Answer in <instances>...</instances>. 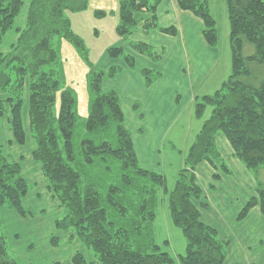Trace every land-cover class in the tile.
I'll list each match as a JSON object with an SVG mask.
<instances>
[{
    "label": "trees",
    "instance_id": "trees-1",
    "mask_svg": "<svg viewBox=\"0 0 264 264\" xmlns=\"http://www.w3.org/2000/svg\"><path fill=\"white\" fill-rule=\"evenodd\" d=\"M177 1L182 11L203 22L206 43L217 46V21L208 0ZM161 2L119 0L118 35L127 39L138 32L149 34L157 30L175 36V28L158 26ZM87 4L88 0H30L26 26L15 28L25 1L0 0V44L10 31L17 35L10 51L0 52V95L6 96L0 101V117L5 116L8 105L14 142L24 146L23 109L29 108L30 131L36 143L32 157L41 165L48 191L65 211V216L55 222L56 232L73 229L94 257L88 263L77 253L73 264H225L229 243L202 221V212L208 211L210 205L198 184L196 168L206 162L214 171L230 174L216 146V136L221 133L235 157L256 178L255 196L236 221H243L255 207L264 215V187L259 182V172L264 169V81L259 86L243 81L252 75L251 65H264V0H226L231 74L217 92L195 98L194 115L201 128L171 192L162 173L140 166L120 97L101 87L103 77H115L121 67H111L108 74L92 68L90 116L84 123L85 136L75 140L76 100L73 91L63 87L61 74L55 69L59 56L53 40L66 39L87 54L66 14L84 11ZM246 44L255 47V53L249 57L243 56ZM126 49L152 61L161 58L164 51L133 41L128 42L127 48L107 51L111 59L123 57L122 62L131 70L135 68V58ZM141 75L147 88L161 77L149 69L142 70ZM58 94L59 112L55 114ZM134 107L139 110L138 104ZM208 109L211 115L205 119ZM218 178L216 174L214 180ZM160 192L168 196L172 223L181 229L187 242L185 255L178 259L146 241L145 232L151 235L156 220ZM28 193L21 162L9 161L0 145V208L7 206L27 218L30 214L23 203ZM50 243L58 247L59 237L52 236ZM0 264H17L10 257L1 232Z\"/></svg>",
    "mask_w": 264,
    "mask_h": 264
},
{
    "label": "crops",
    "instance_id": "crops-1",
    "mask_svg": "<svg viewBox=\"0 0 264 264\" xmlns=\"http://www.w3.org/2000/svg\"><path fill=\"white\" fill-rule=\"evenodd\" d=\"M157 17L160 28H175L177 34L171 36L157 30L149 34L138 32L131 37L132 40L156 49H163L164 51L168 49L173 54L179 53L181 59L175 60L173 58L166 66L165 64L159 66L157 69L161 77L151 88L146 87L139 70L136 77H138L140 91H124L119 97L126 118V127L133 137L139 163L145 164L148 171L161 173L162 148H164L170 132H179V128L186 126L188 119L195 118L194 105L197 96L212 94L211 92L208 93L211 87H203L217 70L221 55L217 46L212 47L206 43L203 37V22L191 13L182 11L177 0H162L157 10ZM132 56L135 58V64L137 61H143L149 67L150 62H152L144 56L134 53ZM144 69L148 68L144 67ZM123 72L128 75L127 77H131V69L128 67ZM224 82L225 79L216 83L212 91L217 92ZM219 85H221L220 88ZM135 104H138L139 110L135 109ZM9 109L11 110L10 107ZM10 110L7 112L6 108L5 116L0 117V134L6 136L4 155L9 161L21 162L22 164L23 176L29 184V193L24 201L29 203L31 197L33 199L39 198V194L47 198V194L44 193L49 192L48 182L42 173L41 165L32 157L36 143L30 131L29 108L26 106L23 109L26 144L34 145L28 154L21 150L26 144L19 146L14 142L9 123ZM180 137L182 136L180 135ZM216 146L226 162L230 174L216 172L206 162L197 166L198 184L203 189L205 198L210 205L208 211L202 212V221L215 228L222 241L229 243L225 264H264V215L259 207L253 208L243 221H236L238 214L249 199L255 196L256 178L235 157L232 148L221 133L216 136ZM216 174L219 178L214 180ZM226 183L229 185L222 189V185ZM37 184L41 187L40 189L36 188L34 191L30 189L31 185ZM210 191L213 193H209ZM209 198L214 201L211 202ZM235 200L236 204L234 205L232 201ZM35 203L39 208L40 206L43 207L40 202L36 201ZM56 203L58 204L54 206L58 210L60 209L61 217L59 219H61L65 215V211L58 201ZM26 211L28 210L26 209ZM15 214L20 217L16 212ZM30 217L32 216L30 215ZM20 218L25 221L28 220L26 227L32 231L39 229V233L45 232L42 229V226L45 227L42 225L43 219L32 222L29 217ZM55 221L50 222L47 230L49 232L51 227L53 231L48 240V249L50 250L46 248L51 254H55V250L63 247V242L66 243V240L61 238L58 247L51 246V237L57 233ZM58 234L61 237V232ZM42 237L45 239V235ZM72 259L73 256L71 255L66 262H60L73 264Z\"/></svg>",
    "mask_w": 264,
    "mask_h": 264
},
{
    "label": "rangeland",
    "instance_id": "rangeland-1",
    "mask_svg": "<svg viewBox=\"0 0 264 264\" xmlns=\"http://www.w3.org/2000/svg\"><path fill=\"white\" fill-rule=\"evenodd\" d=\"M24 1L25 6L19 17L16 19L15 28L26 26V16L30 0ZM208 2L211 13L217 21V33L219 37L217 49L221 55V59L217 70L203 88L211 87L208 90V93L211 92L214 94L212 91L215 87L214 85L224 79L226 81L231 74L232 53L226 0H208ZM100 12L103 13V15H99L98 13ZM118 13L119 0H88L87 8L84 11L66 13L70 19L73 33L83 42L87 52L86 55L72 42L66 39L56 37L53 40V47L59 56V63L55 66V69L61 74L63 87L72 90L76 100L75 113L77 116V128L75 140L85 136L84 123L90 116L92 105L91 85L93 80V67L94 71L96 68L97 71H102L107 74L111 67H121L122 71L117 73L115 77H109L106 75L101 82L103 91H114L120 96L124 91H140L137 81L138 77H136L139 70L141 73V69H144L145 67L159 73V70L157 69L159 66L163 64L166 66L173 58L175 60L181 59L179 53L173 54L172 51L167 49L163 51L161 58L155 61L151 60L152 62H150L149 67L143 61H137L135 68L131 70V77H127L128 75H125L123 72V70L126 69V66L122 62L123 57L119 60H114L107 54L109 49L127 48L128 42L133 41L131 37L126 39L121 38L118 35ZM16 39L17 35L15 31L7 33L0 44V52L7 54L10 51L11 45L16 42ZM126 52L132 54L129 49H126ZM254 53L255 47L246 44L243 50V56L249 57ZM251 69L253 71L252 75L244 78L243 81L252 86H259L264 81V65L253 64L251 65ZM220 87L221 85H219V88ZM59 96L60 94H58V100L54 107L55 114L59 112ZM27 97L28 94L26 92V101ZM5 99V95H0V100ZM6 108L8 112L10 110L9 106H5V111ZM210 115L211 110L208 109L205 114V119L209 118ZM200 125L201 123L196 118L188 119V121H186V126L184 128H179V132H170L168 140L166 141L164 148H162L163 163L161 166V173L166 178L168 192H171L176 184L177 175L184 167L186 154L200 130ZM180 135L182 137H180ZM5 138L6 136L0 134V145L3 147V150L6 145ZM33 147L34 145L27 143L21 150L25 154H28ZM140 166L143 169H148L145 164H140ZM259 182L262 187H264V169L259 172ZM228 185L229 183L222 185V189ZM31 186L30 189L33 191L36 188H41L38 184ZM44 187H47V185H44ZM209 193L213 192L210 191ZM44 194H47V198L42 194H39V198L33 199V197H31L29 203L26 201L23 203L28 212L30 211L29 213H31L30 215L32 217L28 216L30 221L44 220L42 225H45V227L42 226V229H44L45 232L43 233H39V229H37V231H32L26 227V222L28 220L25 221L18 217L9 207L4 206V209H0V232L6 238L10 257L14 259L17 264H55L58 261L66 262L71 255L74 257L77 253H80L88 263L94 261L92 253L81 243L73 229L61 231V237L59 234L57 235V233H60L58 231L53 234V236H58L60 241L61 238L66 240V243L63 242V247L59 250H55V254H51L46 250V248L48 249V240L53 232L51 227L49 232H47L50 222L52 221L53 223L54 220L57 221V219L61 217V211L54 206L58 203H56L57 200L54 199L53 195L50 192H45ZM209 200L211 202L214 201L211 198H209ZM36 201L40 202L43 206H40L41 209L43 208L42 211L35 203ZM232 202V204H236V200ZM155 212L156 220L152 225L151 235L149 232H145V234H147L146 241H151L153 244L155 243L160 246L161 251L169 253L175 259L184 256L187 250L186 239L181 229L173 225L169 210V198L167 195L163 196L161 192L159 193ZM64 216H62V218ZM15 235L17 236L15 237ZM43 235H45V239L42 237ZM31 244L33 246H30ZM28 246H30V248H28ZM60 263L65 264L63 262Z\"/></svg>",
    "mask_w": 264,
    "mask_h": 264
}]
</instances>
